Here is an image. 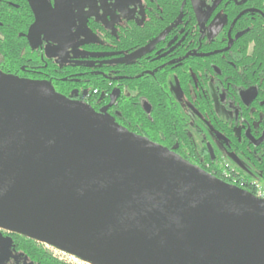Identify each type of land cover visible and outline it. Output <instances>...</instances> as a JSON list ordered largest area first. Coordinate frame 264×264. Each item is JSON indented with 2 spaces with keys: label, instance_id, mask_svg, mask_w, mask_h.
I'll return each instance as SVG.
<instances>
[{
  "label": "water",
  "instance_id": "1",
  "mask_svg": "<svg viewBox=\"0 0 264 264\" xmlns=\"http://www.w3.org/2000/svg\"><path fill=\"white\" fill-rule=\"evenodd\" d=\"M26 2L29 47L44 38L56 45L47 57L69 49L70 0ZM0 229L93 264H264V199L48 81L1 70ZM8 238L0 233V252Z\"/></svg>",
  "mask_w": 264,
  "mask_h": 264
},
{
  "label": "trees",
  "instance_id": "2",
  "mask_svg": "<svg viewBox=\"0 0 264 264\" xmlns=\"http://www.w3.org/2000/svg\"><path fill=\"white\" fill-rule=\"evenodd\" d=\"M157 1L158 5L154 4V8L150 12L151 18L147 24V28L135 25L132 29H128L126 34L123 33L121 42L126 41L124 46L128 43L134 46L144 44L158 34L159 31L165 27L172 26L174 23L177 24V29H173L172 34L177 32V30H182L177 38V42H179L178 47L180 48L194 47L199 42H203L202 47L204 49L219 48L225 43V41L205 42L203 39H199L196 16L193 6L188 0L183 4V0ZM248 1L256 3L263 9L264 0H247L246 2ZM218 6L219 8L224 7V11L230 16V19L237 18L236 16L241 8V5L234 3L232 0H228V2L226 0H219ZM245 16L246 13L242 16L240 15L234 23L233 20L229 19V22H232L227 27L233 28L232 35L234 32L241 31L244 28H248V30L234 38L227 51L212 54L211 58L214 66L218 67L226 77L224 86L226 87L227 96L233 95L242 106V113L238 117V120L242 123L244 122L241 119L248 121L249 134L245 131L247 130L245 123L244 127L241 128L240 135H237L233 129V126H235L234 122L229 124L216 117L212 101L202 89L204 87V80L200 79L199 75H197L196 79V90L190 87L189 82L192 81L191 74L187 70L179 73L180 79L178 80L181 89L186 95H189L190 90L195 91L197 98L193 100L194 105L203 113L216 131H219L228 138L229 148L248 159L264 180V115L259 117V110L255 109L256 106V108L261 107L260 109L264 110V103L260 104V101L264 100V24L258 19L244 21L243 18ZM32 19V13L26 0H0L1 71L16 75L20 71L21 65L41 64L39 56L35 55L34 51L29 48L25 37L19 35L20 32L26 31ZM99 30L103 31L100 27ZM250 43L251 48H248ZM80 45L88 51L87 54L92 58L96 57L93 56V53L105 52L109 48L108 45L95 42L83 41ZM188 62H191V60L188 59ZM198 62L201 61L197 59L195 64L197 65ZM82 68L83 71H86V67L82 66ZM63 69V67H59L56 63H49L43 69L45 72L57 76L58 80H56V84L49 82L51 86L57 92L71 98H78L83 92H89L90 95L86 102L98 111L96 103L99 101V93L104 92L107 94L111 90L106 74L103 71L100 74L87 72L86 77L62 82L61 77L66 74V71L62 74ZM77 71L79 69L69 67L68 73ZM106 71L108 70L106 69ZM130 84L128 88L131 93L130 97L126 101H120L119 103L120 118L112 116L109 112L104 114L126 129L146 136L149 140L182 155L192 164L203 168L218 178L224 179L219 162L209 161L208 156H205L206 160L200 163L195 158H198L201 152L192 149L186 150L182 147V144L179 145V148L171 146L175 140L181 143L182 141H188L186 134L187 125L186 121L177 114L176 108L173 107L174 105L168 103L165 97L167 94L163 92V89L150 81L142 85V83L139 84L133 79ZM249 87H254L256 93L255 97L249 102V105H245L239 99L237 90ZM73 89H75V96L69 95L67 92ZM141 96H144L150 105L149 111L142 108L138 101ZM136 97V103L128 102ZM104 98L105 100L101 101V105H107L108 103L107 96ZM129 122H131L130 126L128 125ZM131 124L134 127H131ZM257 137L260 140L258 143L254 141ZM206 162H209L208 165H204ZM238 175L242 176L239 172ZM9 233L6 236L9 237L10 250H17L21 256L26 257L34 264H64L38 247L34 240L17 233Z\"/></svg>",
  "mask_w": 264,
  "mask_h": 264
},
{
  "label": "flooded vegetation",
  "instance_id": "3",
  "mask_svg": "<svg viewBox=\"0 0 264 264\" xmlns=\"http://www.w3.org/2000/svg\"><path fill=\"white\" fill-rule=\"evenodd\" d=\"M49 1L52 2V0ZM186 1L187 0H183L182 4ZM188 1L193 6L194 14L196 16L199 39H203V41L205 42L225 41V43L221 47L204 49L202 47L203 42H199V44L194 47H178L179 42H177V38L179 37L182 30H177V32H174L172 34V30L175 28L177 29V24L174 23L172 26L165 27L161 30L163 31L165 29H168L164 37L160 41L152 45L150 49L146 48L144 50V53L139 57L127 60L128 56L131 53L142 48L143 46L145 47L152 39L160 34L161 31H159L158 34H156L146 43L138 46H134L131 43H128L126 46H124L126 41L121 42L123 33L126 34V31L130 28L132 29V27H135V25L147 28V24L151 18L150 12L152 8H154L153 5L157 4L158 1L70 0L76 21V26L72 29V33L75 36L72 46L69 49L60 52L56 57H47L45 55V48L50 46L56 49V45L53 42L41 38L40 45L35 49L31 48L34 51L35 55L39 56L41 64L36 63L33 65H21L20 71L16 75L29 79L45 80L56 84V80H58L57 76L55 74H49L48 72H45L43 70L49 63H56V65H58L59 67L64 68L62 74L65 71L66 74L61 77L62 82H64L65 80H75L77 78L80 79L82 77H86L87 72L100 74L103 71L104 74H106L107 80H109L111 90L107 94H105L104 92L99 93V101H97L96 107L99 112H109L112 116H116L117 118H120V110L118 109L120 101H126L130 97L131 93L130 89L128 88L129 85H131V81L135 79V82L139 84L142 83V85H144V83H146L147 81H150L154 85L159 86L163 89V92L167 94V96L165 97L168 103L173 104V107L176 108V112L180 116V118L186 121V134L188 136V141H182L181 143L178 140H175L174 144L171 146L173 148H179V145L182 144V147H184L186 150L192 149L201 152L198 158L194 157L197 162L202 163L206 160L205 156H208L209 161H217L220 163L223 161V159L218 157L215 150L207 144V139L205 136H207L209 132H211L212 134H218L222 144L226 147V149L232 152L234 151L229 148L228 138L219 131H216L212 127L210 122L205 118L203 113L200 112L194 105L193 100H195L197 96L195 91L193 90H196V79L197 75H199L200 79L204 80V87L202 89L205 94L211 99L213 111L216 117L229 124H232L234 122L235 126H233V129L237 135H240L241 128L244 127L245 123L247 126V130L245 131L247 134H249L248 121L246 119H241L244 122L242 123L238 120V117L242 113V106L236 101V98L233 95L230 97L227 96V92L225 90L226 87L224 86L226 77L218 67L214 66L211 58L212 54L227 51L230 48L233 39L248 30V28H244L241 31L234 32L232 35L231 32L233 28L227 27V25H230L232 21L229 22L230 16H228V14L224 11V7L219 8V0H205L206 4L208 5L205 14H203V12L200 10L198 0ZM232 1L236 4L241 5V8L236 16L237 18L240 15L242 16L244 13H246V16L243 18L244 21L258 19L264 24V6L262 9L259 7V5L252 1L246 2L247 0ZM226 2H228V0H226ZM80 11L84 13L85 25L88 30L92 33L100 34V36L102 37L101 41L85 40L82 34L77 31V14ZM217 13H221L224 16V20L219 27L220 36L215 38L209 37L204 32L202 23L208 24ZM237 18L230 20H233L234 23ZM99 27L103 31H100ZM26 31L20 32L19 35L24 36L23 34L26 33ZM83 41L108 45L109 48L107 50L105 49V52L93 53V56L96 57L92 58L89 57V54H87L88 51L81 47L80 44ZM120 43L121 45H119ZM248 48H251V43L248 45ZM188 59H190L191 62H188ZM197 59L201 62H198L196 65L195 62ZM82 66L86 67V71H83ZM69 67L79 69V71L68 73ZM80 69L82 70L80 71ZM106 69L108 71H106ZM186 70L190 72L192 80H190L191 82H189V84L193 90L189 91V95H186L181 89L178 80L180 79L179 73H183ZM197 70L198 73L196 74ZM210 85L217 91V96L220 100V103H222L225 108L233 110L234 116L230 121H226L220 118L216 113V110L214 108V100L209 95ZM67 92L69 95L75 96V89ZM84 93L85 92H83L78 98L72 99L81 100V97ZM237 93L241 102H243L245 105H249V102L255 97L256 91L254 87H249L246 89L239 88L237 90ZM105 96H107L108 98V103L107 105H101V101L105 100ZM176 96H178L179 99H177ZM138 101L140 102L142 108H144L146 111L150 110L151 107L145 100L144 96H141L140 100ZM128 102L136 103L137 97L131 99ZM263 103L264 100L260 101L261 105ZM260 108L261 107L256 108L255 106V109L259 110V117H262L264 115V110H261ZM195 120H198L201 123V126H199ZM130 123L131 122L128 123L129 126ZM131 127H134V125L131 124ZM254 141L258 143L260 141L259 137L255 138ZM234 153L242 157L250 165H252L242 154H238L236 152ZM178 155L183 157L180 154ZM208 163L209 162H206L204 165H208ZM236 171L237 173H241L237 169ZM241 175L244 178L250 179V177L242 173ZM0 233L2 234V232ZM13 252L18 253L17 250ZM22 257H10L6 264H20L24 260L31 262L26 257Z\"/></svg>",
  "mask_w": 264,
  "mask_h": 264
},
{
  "label": "rangeland",
  "instance_id": "4",
  "mask_svg": "<svg viewBox=\"0 0 264 264\" xmlns=\"http://www.w3.org/2000/svg\"><path fill=\"white\" fill-rule=\"evenodd\" d=\"M198 2H199L200 10L203 12V14H205L208 5L206 4L205 0H198ZM223 20H224V16L221 13H217L214 16V18L208 24L202 23V28H203L204 32L209 37H214V38L219 37L220 36L219 27H220ZM77 21H78L77 31L80 34H82V36L84 37L85 40H95V41H101L102 40V37L100 36V34H95V33H92L91 31L88 30V28L85 25L84 13L82 11H80L77 14ZM209 95L214 100V108H215L218 116L220 118L226 120V121H230L232 119V117L234 116L233 110L225 108L224 105L222 103H220V100L217 96V91L214 88H212L211 85L209 88ZM176 97H177V99H179L178 96H176ZM195 121L199 126H201V123L198 120H195ZM205 137L207 139L208 146L212 147L215 150L218 157L223 159L224 162L229 164L235 170L237 169L242 174L250 177L252 180L257 181L259 184L264 186V180L261 178V175L258 173V171L256 169H254L252 167V165H250L242 157L238 156L237 154H235L232 151L227 150L226 147L222 144L218 134H212L211 132H209L207 134V136H205ZM247 191H249V190H247ZM0 232H2L3 235H9L10 234L8 231L3 230V229H0ZM34 241L38 247L45 250V248L42 244H39L36 240H34ZM13 256L14 257L15 256L16 257L17 256L22 257L19 252L16 253V252H13L11 250L9 252L1 251L0 252V264H6L8 259L10 257H13ZM20 264H33V263H31L27 260H24Z\"/></svg>",
  "mask_w": 264,
  "mask_h": 264
},
{
  "label": "built area",
  "instance_id": "5",
  "mask_svg": "<svg viewBox=\"0 0 264 264\" xmlns=\"http://www.w3.org/2000/svg\"><path fill=\"white\" fill-rule=\"evenodd\" d=\"M89 95V92H85L82 95L81 100L86 102ZM220 169L224 177L223 180L231 184L238 185L245 190H249L256 198L264 199V186L259 184L257 181L239 176L237 171L224 161L220 162ZM37 242L39 244H42L45 250L48 251L53 258L65 264H93L73 253L60 249L48 243L41 241Z\"/></svg>",
  "mask_w": 264,
  "mask_h": 264
},
{
  "label": "crops",
  "instance_id": "6",
  "mask_svg": "<svg viewBox=\"0 0 264 264\" xmlns=\"http://www.w3.org/2000/svg\"><path fill=\"white\" fill-rule=\"evenodd\" d=\"M251 179V178H250Z\"/></svg>",
  "mask_w": 264,
  "mask_h": 264
}]
</instances>
